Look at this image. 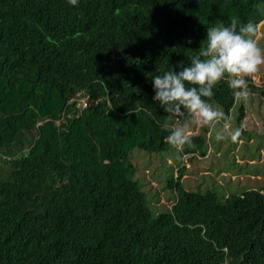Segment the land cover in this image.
I'll return each mask as SVG.
<instances>
[{
  "label": "trees",
  "instance_id": "1",
  "mask_svg": "<svg viewBox=\"0 0 264 264\" xmlns=\"http://www.w3.org/2000/svg\"><path fill=\"white\" fill-rule=\"evenodd\" d=\"M232 18L259 27L264 0H0V264H264V187L188 191L184 166L166 177L170 206L129 173L134 150L176 157L165 138L189 119L169 118L153 77ZM214 93L231 117L233 90ZM210 134L183 157L205 158Z\"/></svg>",
  "mask_w": 264,
  "mask_h": 264
},
{
  "label": "clouds",
  "instance_id": "2",
  "mask_svg": "<svg viewBox=\"0 0 264 264\" xmlns=\"http://www.w3.org/2000/svg\"><path fill=\"white\" fill-rule=\"evenodd\" d=\"M68 2L78 6V0ZM258 34L256 23H240L236 18L231 19L230 26L210 27L200 50L189 57L190 66L153 77L154 100L169 118L184 117L185 113L189 117L165 138V142L176 150L177 160L183 159L185 147L196 148L193 126L215 131L217 142L239 141L244 127L232 128L231 117L214 108L209 101L215 94L214 88L222 81L233 90L235 100L248 101L251 92L247 78H254L264 67V46L259 43Z\"/></svg>",
  "mask_w": 264,
  "mask_h": 264
},
{
  "label": "rangeland",
  "instance_id": "3",
  "mask_svg": "<svg viewBox=\"0 0 264 264\" xmlns=\"http://www.w3.org/2000/svg\"><path fill=\"white\" fill-rule=\"evenodd\" d=\"M258 28V40L263 46L264 22ZM253 80L257 85L264 84V67L254 76ZM241 104L246 106L243 127L244 131L249 134L245 137V134L242 133L244 136L239 139V143H233L230 139L217 142L215 131H211L208 155L205 158L197 157L198 159L195 158L192 162L188 156L181 160L171 157L167 161L166 157L169 155L165 153L162 154L165 158L163 162L160 158L152 155L149 164V155L141 154H146L145 152L134 150L130 154L128 158L129 173L134 180H139L144 184V191H149H146L150 195L148 201L155 196L157 199L161 198L163 204L171 206L172 200L166 201L171 193V189L166 187V177H170L174 173V178H177L179 168L184 166L186 173L180 182L183 188L188 191L213 190L223 197L231 193H242L249 189L264 187V149L260 151L258 148L264 145V137H262L264 135V100L261 103L259 97H249L246 103L237 101L231 112L232 128L238 127L237 117ZM177 125L173 124L171 127L174 128ZM192 131L194 135H199L202 128L193 126ZM255 135H259L260 139H255ZM173 153L177 155V153ZM250 155H255L257 158L252 161L247 160L248 163L241 158H249ZM239 168H243L245 172L241 173L242 170L239 171Z\"/></svg>",
  "mask_w": 264,
  "mask_h": 264
},
{
  "label": "bare ground",
  "instance_id": "4",
  "mask_svg": "<svg viewBox=\"0 0 264 264\" xmlns=\"http://www.w3.org/2000/svg\"><path fill=\"white\" fill-rule=\"evenodd\" d=\"M7 21V20H6Z\"/></svg>",
  "mask_w": 264,
  "mask_h": 264
}]
</instances>
